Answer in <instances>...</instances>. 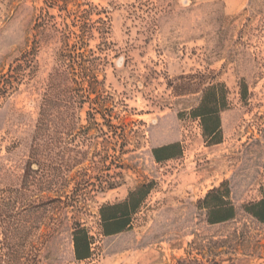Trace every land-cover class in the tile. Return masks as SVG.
<instances>
[{
  "label": "rangeland",
  "instance_id": "obj_1",
  "mask_svg": "<svg viewBox=\"0 0 264 264\" xmlns=\"http://www.w3.org/2000/svg\"><path fill=\"white\" fill-rule=\"evenodd\" d=\"M82 1L102 9L111 27L104 72L106 148L102 139L85 147L89 185L78 215L95 238L94 254L76 261L66 222L44 245L39 219L33 246L42 249L41 264H178L194 257L264 264V225L243 210L262 197L264 186V0H178L172 12L148 25L129 10L134 0ZM69 9L77 10L72 4ZM64 16L45 0H0V73L23 52L37 50L34 76L0 107L1 187H19L32 161L40 103L61 47L38 24H60ZM199 73L229 91L230 109L221 114L223 143L217 146L204 141L201 125L189 114L200 93L174 89L179 78ZM244 85L248 94L242 99ZM173 143L182 145V154L157 162L152 150ZM95 159L106 168L94 170ZM102 180L104 191L97 187ZM152 181L155 189L132 229L102 236L100 207L122 202ZM223 182L237 218L210 226L197 205Z\"/></svg>",
  "mask_w": 264,
  "mask_h": 264
},
{
  "label": "trees",
  "instance_id": "obj_2",
  "mask_svg": "<svg viewBox=\"0 0 264 264\" xmlns=\"http://www.w3.org/2000/svg\"><path fill=\"white\" fill-rule=\"evenodd\" d=\"M176 1L134 0L129 10L140 15L145 24H155L159 16L172 12ZM80 2L83 1L45 0L50 8H58L65 16L60 24L51 25L43 20L38 26L43 33H53L61 47L40 103L32 161L27 163L19 187L0 186V264H41L42 249L33 246L34 238L39 235V219L44 228L39 235L44 245L66 222L70 227L76 261L90 260L94 254L95 238L78 215L82 208L81 197L89 185L83 174L89 153L85 147L102 139L101 144L106 148L104 72L106 47L110 45L107 36L111 27L103 17L105 12L102 9ZM71 4L77 10L69 9ZM84 6L87 8L82 9ZM92 42H97L94 48L91 47ZM36 52V48L23 52L7 71L0 73V107L34 76ZM174 89H178L180 95L200 93L199 103L190 111V117L201 125L208 145L223 143L221 114L230 109L226 85L212 75L199 73L179 78ZM241 90L244 99L248 90L245 85ZM182 152V145L173 143L154 148L152 155L162 163L180 156ZM104 154L106 159V149ZM93 162L94 170L106 168V163L100 166L96 159ZM33 164L36 169H33ZM155 186L154 181L141 183L129 192L124 201L102 205L99 209L102 236L110 237L131 230L135 216ZM97 187L106 190V180ZM261 192L262 197L245 204L243 210L252 220L264 225V186ZM231 196L228 183L223 182L198 202L197 209L205 212L208 225L219 226L236 221L237 210ZM193 245L197 247L196 242ZM203 259L194 257L178 264H235L215 258Z\"/></svg>",
  "mask_w": 264,
  "mask_h": 264
}]
</instances>
